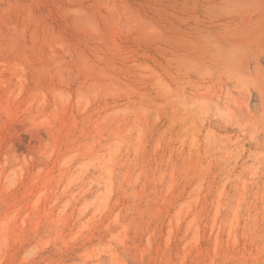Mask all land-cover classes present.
Masks as SVG:
<instances>
[{"label": "rangeland", "instance_id": "374dc122", "mask_svg": "<svg viewBox=\"0 0 264 264\" xmlns=\"http://www.w3.org/2000/svg\"><path fill=\"white\" fill-rule=\"evenodd\" d=\"M0 264H264V0H0Z\"/></svg>", "mask_w": 264, "mask_h": 264}]
</instances>
